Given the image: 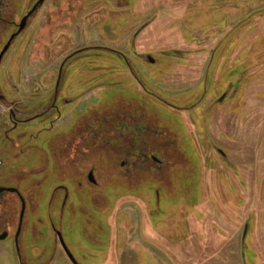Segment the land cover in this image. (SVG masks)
Listing matches in <instances>:
<instances>
[{
    "label": "rangeland",
    "instance_id": "374dc122",
    "mask_svg": "<svg viewBox=\"0 0 264 264\" xmlns=\"http://www.w3.org/2000/svg\"><path fill=\"white\" fill-rule=\"evenodd\" d=\"M25 3L19 0L18 6ZM11 29L3 32L6 39ZM27 30L0 64L2 87L18 85L27 91L45 86L46 73L56 74L61 61L77 53L67 67V92L94 89L92 101L111 104L130 97L156 106L163 134L177 136L186 154L179 155L174 170L175 189L159 185L161 210L155 219L159 231L169 238L173 234V243H178L150 247L156 229L150 220L156 208L149 204L151 182L146 204L141 190L128 192L119 186L108 189L109 206L99 212L106 215L100 222L109 224L110 231L100 232L97 245L81 230L65 229V242L77 261L264 264V0H47ZM143 87L166 105H153L140 91ZM193 103L199 107L171 108ZM66 106L52 134L68 131L76 119L73 111L81 109L76 103ZM204 111L209 113L203 124ZM37 142L23 140L19 144L24 154L8 161L11 148L2 149L0 139L5 161L0 178L12 176L26 194L35 192L30 190L33 177H27L33 149L26 145ZM164 158L168 164L175 161L172 152ZM51 175L49 181L57 183L55 171ZM48 182L43 186L46 195ZM20 207L13 197L0 205L12 232ZM58 210V204L51 209L53 214ZM34 212L39 217H33L22 244L25 262L43 264L50 257L52 264H70L62 247L54 244L56 235L46 221L47 200ZM18 250L13 236L0 240V264H21Z\"/></svg>",
    "mask_w": 264,
    "mask_h": 264
},
{
    "label": "flooded vegetation",
    "instance_id": "af4514ba",
    "mask_svg": "<svg viewBox=\"0 0 264 264\" xmlns=\"http://www.w3.org/2000/svg\"><path fill=\"white\" fill-rule=\"evenodd\" d=\"M18 1L13 0L11 5L8 0H0V53L11 36L16 34L3 59L10 48L23 38L27 29L31 27L35 16L47 2V0L40 3V0H27L28 4L18 6ZM37 3H39L38 6L28 16L24 28L20 31L23 18ZM10 27L12 28L11 33L6 39L4 33ZM30 35L28 33L27 39ZM76 54L66 56L61 61L56 74L52 71L46 73L45 86L28 87L25 91V87L22 86L10 85L5 88L0 84V106L4 109L0 114V139L4 142L1 147L2 149L11 148L7 150L12 151V156L7 160H13L24 154L22 151L24 146L19 144L23 140L41 142L26 145L27 150L33 149L27 165L29 172L27 177H33V180L30 181V184L33 185L30 190H35V192L29 191L30 195L24 193L19 188L18 182L12 181V176L0 178V205L7 203L8 197H13L21 204L14 232L10 230V220L3 219L0 215V240L13 236L19 246L18 253L21 264H27L22 252L24 236L29 228L33 227V217L36 219L39 217L34 211L39 204L46 200V221L56 235L54 244L62 247L70 264H81L76 259L75 261L70 259L60 241L59 233L65 240V229L77 228L84 233L91 245H97L99 242L97 237L100 232L107 231L109 233L110 231L109 224L105 225L100 222L103 214L99 212H103L104 208L109 206L108 189H116L119 186H123L128 192L141 190L144 195L142 201L146 204L147 185L149 182L152 185L155 183L154 188L152 185V187L150 186L149 204L156 206L153 213L150 214V220L154 221L151 225L156 227L151 234L155 241L150 240V247L154 249L156 243L159 242L162 247L178 243V240L173 243L175 241L173 234L169 238L159 231L155 219L161 210L162 193L159 185L163 188L175 189L174 170L178 167L179 155H186L180 146L179 138L176 139L177 136L175 137L173 134L169 137L167 133L163 134L162 125L159 124L162 119L160 111L156 106H150L145 101L120 97L111 104L101 103L98 100H91L95 92L94 89L79 94L67 92L65 87L67 67ZM138 56L142 60L144 59L142 55ZM122 57H125L130 63L129 57L125 55ZM147 59L154 60L149 55ZM206 76L205 72L204 82ZM140 91L152 99L153 105L165 104L156 92L146 90L145 87ZM72 103L79 104L81 108L78 111H73L76 118L73 126L68 131L52 134V131H56L60 126L59 121L64 116L66 105ZM84 105L86 106L83 107ZM190 106L185 108L184 105H174L171 108L174 111L192 110L199 107V104L193 103L192 107ZM77 108L76 106L74 110ZM207 112H203V124ZM24 128H27V131ZM17 130L20 132L15 133ZM218 151L226 159V153L221 148H218ZM168 152H172V157L175 156V161L171 160L170 164L164 158ZM184 160H186V164L189 161L188 158ZM2 161L0 168L5 165V161L3 159ZM52 171H55V180H58L55 184H53L54 181H49L51 177L54 179L51 175ZM46 182L50 186L47 195L44 193L43 187ZM57 204L59 206L58 213L53 214L51 209ZM22 211H24L23 217ZM55 217H57L59 227L56 226ZM131 219L132 217H129L128 221ZM144 234V238L148 242L146 231ZM150 247L149 250H151ZM174 247L177 248V246ZM47 248L49 249V247ZM171 248L173 247L171 246ZM32 263L37 264L35 261ZM43 264H52L50 257Z\"/></svg>",
    "mask_w": 264,
    "mask_h": 264
},
{
    "label": "water",
    "instance_id": "95a60500",
    "mask_svg": "<svg viewBox=\"0 0 264 264\" xmlns=\"http://www.w3.org/2000/svg\"><path fill=\"white\" fill-rule=\"evenodd\" d=\"M41 1H43V0H40L39 3H40ZM39 3H37V4L34 6V8H33V9H32V10H31V11H30V12H29V13L23 18V20H22V22H21V25H20V31L24 28L28 16H29V15H30V14L36 9V7L38 6ZM15 36H16V34H13V35L11 36V38L9 39V41L7 42V44L4 46L3 50L1 51V53H0V63H1L2 59H3L4 54H5L6 51H7V49H8L9 46L11 45L12 40L15 38ZM24 208H25V205H24ZM23 214H24V211H22V217H23ZM247 229H248V228L246 227V230H245V232H244V236H246V234H247ZM59 237H60V241H61V243H62V245H63V247H64L66 253H67L68 256L70 257V259H72L73 261H75V257H74V255L72 254V252L70 251L69 247L67 246V244H66V242H65V240H64V238H63V235H62L61 233H59Z\"/></svg>",
    "mask_w": 264,
    "mask_h": 264
},
{
    "label": "built area",
    "instance_id": "2783aa9c",
    "mask_svg": "<svg viewBox=\"0 0 264 264\" xmlns=\"http://www.w3.org/2000/svg\"><path fill=\"white\" fill-rule=\"evenodd\" d=\"M2 163H3V161H2V159L0 158V167L2 166Z\"/></svg>",
    "mask_w": 264,
    "mask_h": 264
}]
</instances>
